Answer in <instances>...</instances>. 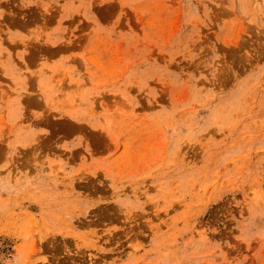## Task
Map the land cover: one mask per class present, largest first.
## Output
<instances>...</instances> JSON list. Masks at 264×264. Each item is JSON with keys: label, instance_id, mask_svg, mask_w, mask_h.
Masks as SVG:
<instances>
[{"label": "rangeland", "instance_id": "obj_1", "mask_svg": "<svg viewBox=\"0 0 264 264\" xmlns=\"http://www.w3.org/2000/svg\"><path fill=\"white\" fill-rule=\"evenodd\" d=\"M3 36L0 264H264V0H0Z\"/></svg>", "mask_w": 264, "mask_h": 264}, {"label": "crops", "instance_id": "obj_2", "mask_svg": "<svg viewBox=\"0 0 264 264\" xmlns=\"http://www.w3.org/2000/svg\"><path fill=\"white\" fill-rule=\"evenodd\" d=\"M7 36L2 37L1 47L0 45V76L4 77V80H0V106H6L7 102H9L8 106L12 107L15 105L16 100L21 99V94H15L12 92L11 82L14 78L10 73H13L15 66L13 62V53H8L7 48ZM19 95V96H18Z\"/></svg>", "mask_w": 264, "mask_h": 264}]
</instances>
